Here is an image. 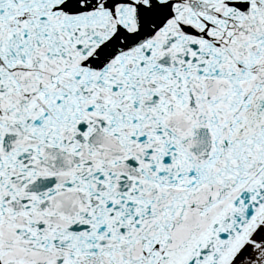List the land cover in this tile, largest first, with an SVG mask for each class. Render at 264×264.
I'll return each instance as SVG.
<instances>
[{"label": "snow or ice", "instance_id": "obj_1", "mask_svg": "<svg viewBox=\"0 0 264 264\" xmlns=\"http://www.w3.org/2000/svg\"><path fill=\"white\" fill-rule=\"evenodd\" d=\"M0 264H264V0H0Z\"/></svg>", "mask_w": 264, "mask_h": 264}]
</instances>
